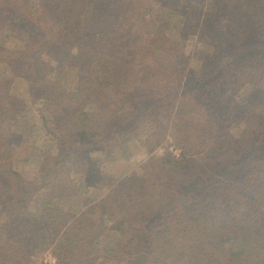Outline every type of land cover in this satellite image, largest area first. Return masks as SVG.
Instances as JSON below:
<instances>
[{
    "label": "trees",
    "instance_id": "1",
    "mask_svg": "<svg viewBox=\"0 0 264 264\" xmlns=\"http://www.w3.org/2000/svg\"><path fill=\"white\" fill-rule=\"evenodd\" d=\"M262 71L264 0H0V264H264V209L242 211L264 97L236 98ZM30 106L49 143L34 177L13 147ZM133 134L147 158L115 178L104 157Z\"/></svg>",
    "mask_w": 264,
    "mask_h": 264
},
{
    "label": "rangeland",
    "instance_id": "2",
    "mask_svg": "<svg viewBox=\"0 0 264 264\" xmlns=\"http://www.w3.org/2000/svg\"><path fill=\"white\" fill-rule=\"evenodd\" d=\"M200 2L202 0H199ZM199 4V3H198ZM193 38L187 41L188 47L192 48ZM190 50V49H189ZM97 70L104 73L107 70L106 64L98 63ZM96 67V66H95ZM257 78L253 84H248L243 87L242 91L236 96L240 103L252 102L255 104L264 96V71ZM37 107V106H36ZM48 117V116H47ZM46 115L42 114L37 108L30 106L22 112L19 123L15 128L17 132L16 141H14V148L16 149L15 165L17 168L26 171L32 177L35 176L41 161V152L47 144L45 133V119ZM150 145L149 141L143 139L137 134H133L129 140L118 139L112 151L104 157V154L97 151L94 152L93 159H100L104 157L103 168L111 176L115 178L135 179L139 173L142 162L147 158V148ZM166 149L172 151L174 156L179 157L180 149L175 148L173 140L169 138L168 142L158 150V153L163 154ZM79 170V169H78ZM80 171V170H79ZM77 173V172H76ZM101 195V191L97 188L82 189L76 195L70 197L69 206L74 213L82 214L94 202H88L92 198H97ZM250 205L243 206L242 211L248 212L250 209L261 211L264 209V177L258 185L249 190ZM45 195L41 193L34 200L35 207ZM94 201V200H92ZM42 262L52 263L55 258L51 251H48L42 258Z\"/></svg>",
    "mask_w": 264,
    "mask_h": 264
}]
</instances>
